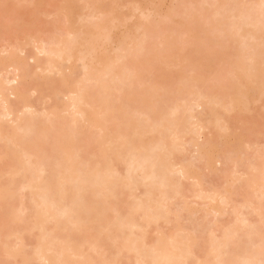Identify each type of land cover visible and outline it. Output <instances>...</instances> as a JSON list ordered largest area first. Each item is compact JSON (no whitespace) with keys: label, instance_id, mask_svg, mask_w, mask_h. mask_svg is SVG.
<instances>
[{"label":"bare ground","instance_id":"bare-ground-1","mask_svg":"<svg viewBox=\"0 0 264 264\" xmlns=\"http://www.w3.org/2000/svg\"><path fill=\"white\" fill-rule=\"evenodd\" d=\"M42 1L38 0V2H42ZM103 1L105 0H62V4H61L62 7H61L59 14L60 13L64 14L65 17L63 21L64 23H66V21L68 23L66 33H64L66 34L65 36H61V34L63 33H61L60 35L53 36L52 40L50 41L48 45L49 41L48 42L44 41V39L40 40L37 36L35 37L34 35L32 36L31 34V36L29 35L30 37L26 36L25 44H24V41L21 43L19 41V44L16 43L17 45H15L14 43H12L14 45L10 44V48L8 46L9 49L7 47H3V49L5 48L4 50L2 48L0 49V54L4 53L3 55L0 56V104H1L0 105L1 107L0 108V156H1L0 159L5 157L7 158L5 159V161H8L7 164L5 162L7 169H2L0 171V179L3 176V173L1 172H3L4 170H7L6 173H8V175L11 176L12 178L11 180V178L8 176L10 180L7 179L6 182L4 183L5 184L4 186H3V183L0 181V209H1L0 212L2 215L5 213L8 219L9 218L12 220L17 219L18 220V221L16 220V222H18L17 225L21 223L20 221H22L21 226L26 224L25 226H23V228L21 226L17 227L16 225L15 232L10 234V235L12 234L15 235V243H9L7 241L1 242L3 251L5 252V255L7 256V259H15V261L20 262L21 264H33L36 261H38L39 264H105V263L109 264V260L111 261L112 259V257L111 258L109 257V255L111 254L109 249L111 250L113 247L116 246L119 248V253H124V252L132 253L133 252L135 255L134 258L136 259L137 264H146V263H149V264H239V263L240 264H259L261 261L264 264V232H261L260 227H257V225L254 226L253 224H251L253 226L250 225L251 229L249 230V232L247 231L248 232L247 237H249L248 240L251 241L252 243L250 247L248 243H246L248 244V246H245V244L243 245L240 243L235 244L237 246L236 247L234 246L235 248L232 249L233 255L230 254L232 257H230V255H228L229 257L223 256V258L225 257V259H222L223 262L222 260L218 263H215V261H213V259H215L216 257H219L223 253V247L228 246L230 244L231 240L233 239V235L241 231V229L245 226L246 219L244 218L242 219L236 218L238 220H236L235 222L232 221L231 223L224 225L225 227H222V229L224 230L221 229L223 233L221 232L220 234L222 235V238L220 236L219 241H217L218 239L217 238L216 240L214 239L215 241H213V243L212 241L209 242L208 243L209 246L207 248H205V243H203L204 246L200 245L202 243H198V242H201L202 239H200L199 241V238H197V236L194 237L193 233L195 231L193 233L192 232L189 233V235L191 236L193 235L192 237L188 236L189 239H186V237L183 238L185 235L183 237L181 236L182 237L181 238L180 236L178 237V235H175V234L171 236L169 235L167 236V234L162 235V233H160V235L156 237V240L153 243H150L151 245L147 241L146 239L147 236L145 234L146 231H145L144 226L141 225L140 222H137V220L139 219L138 216H140L141 219L145 221L146 226L151 225L153 222L154 223L157 222L158 219L163 217L162 214H164L163 211L167 205L165 200L168 201V196L170 195L168 194V192H170L169 190L172 189L171 186H173V182L175 181V178L177 177L175 175L179 172L181 173L182 176H187L190 174L189 173L190 170L188 169L187 165L182 166L179 163L181 167L180 168L179 166L177 167V163H174V161H172V158L175 157V156L173 157L172 154L175 155V151H176L175 149L179 145V142H177V140L181 141L178 138L179 137L178 134L180 133V131H182L180 129L181 127H184V125H187L186 122L190 121L192 114L188 115L186 114L185 110H183L182 113L185 112L186 115L185 114H182L183 116L180 114L179 115L183 117L181 119L184 120L185 123L182 122L181 120V123L180 122H179L180 124L178 123L179 125L176 124L173 126V124H175L176 121L180 119L178 118L179 116L177 117L176 115L177 113L176 110H178L179 105H182V104H179L177 105L178 107L176 108L175 107L176 104H174L173 102L174 104L173 106L176 109H174L171 103L170 111H168L169 108L168 109L166 108L164 109V111L162 110L160 112L161 110L160 109L159 111L156 110V112H154L155 114L153 113L154 116L152 117L150 116L151 119H153V122L152 120H150L151 122H149V120L140 122L141 119H139L138 117L140 114L142 115V113L140 112L141 110L138 112L139 110L138 107L141 106L140 103H143L144 105L147 104L148 106V103L150 102L151 99H155L158 97L159 91L162 88V87H159L160 89L156 90V88H158L157 86H160V83L162 81L159 80L160 83H157L158 82L157 80V82H155L156 83L155 85V83L152 81H151L152 84L151 82L149 83V81L151 80L150 79L148 83L151 84V86L148 85L149 86L148 89L145 88V86L147 87V85L145 86L143 85L144 88L148 90V92H146L145 89L144 90L142 89V91L144 92H142L141 95L142 97H144V99H142L140 94L135 93L136 95H134V92L133 94L130 93V91H128V93L127 92L124 93V91L122 92L123 94L121 93L122 95L126 94V96H122V97H126V100L131 101V100L136 99V101H138L139 103L135 102L134 100L133 104L132 102H129L132 108L130 106L127 107V104H125L126 106H121L120 108H118L122 118L121 117H120L121 119L117 118L116 122H118L119 127L117 123H115L117 125L115 127H117L116 128L117 130L119 129L118 130L119 132H117V136H115L116 138L115 137H113V139L110 138L109 134H110L111 129L106 128V126L108 125L104 127V124L108 120L111 121L115 117L114 115H115L116 109L113 107L114 105L112 104L113 92H111L110 89L112 88V90H114L115 88H117V86L113 83L116 81H112L111 83L112 79L110 77L112 76L113 78V76L115 77L117 75L118 76L120 75L119 77L123 78L124 80V77H121L123 74L129 75V76L133 75V74H127V71L129 70V68L127 70V68H124V67H127V64L129 62L134 61L133 60L134 58L131 57L132 55H129V56L125 55L126 57H131V58L129 59L127 58L128 60L126 62L127 64L121 63L120 60L122 59L120 58L121 57L125 58V56L123 55L124 52L122 51H125V50L127 51L126 47H124L125 49L123 50V44L118 45L120 46L119 47L120 50L116 49V51H118V54L121 53L122 56H119L118 54H117L118 56L117 55L113 56L112 54H116V52L111 54L112 49L110 50L111 52H109L107 48H105V50H108V52L107 51H104L105 53L102 52L104 53L102 54V56L101 55L96 56V57L94 56V53L96 52V50L99 49V45H100L99 44L100 42L97 41L98 36H96V34L99 31L100 27L108 30L109 32L113 30V26L112 24L110 25V21L112 20L111 17H112V14L114 13L113 10L114 8L117 7V6L114 7L115 6L114 0L109 1L112 3H109L108 0H106L107 2H103ZM107 3H109L110 6ZM214 3L212 4L213 8L216 4H219L217 6H220L222 4V7H223V4H225L224 2H222V0H221V4L217 3L216 1ZM57 13L58 11L56 12V14ZM96 13L99 14V15H95V17L98 16L97 17L98 19L97 20L95 18L92 19L94 17V16L92 17V15ZM172 13H173V9H171V11L168 13V17L173 19V17L175 16ZM60 17H58V19ZM146 17H147L146 18L147 21L145 22L147 24L149 18L148 16ZM263 17H264V14L262 16V19ZM35 18L39 19L38 15ZM65 18H66V21H65ZM237 18H240V17L237 16ZM242 19H243V16H242ZM60 21H61V18H60ZM16 22L17 21H15V23ZM35 22L36 21L34 20V23ZM262 23L264 22L262 21ZM253 24L254 23H252V25L250 26H254ZM17 26H20V24H18ZM147 26L149 25L147 24ZM240 26L241 25L239 24V27ZM7 27L10 28L11 26H7ZM153 27L155 28V26ZM222 27L224 28V25ZM58 28L60 29L61 27H58ZM218 28H221V26L216 28L217 30H215V32L217 34H218L217 31H219ZM21 29L22 28H20V30ZM146 29L147 30L152 29L150 30V32L154 31L152 27L151 28L148 27ZM202 29H206V27ZM210 29L211 28H209V30ZM245 29L247 30L249 28L245 27ZM206 30L209 32L208 29ZM260 30H263V29H260ZM15 31L18 32V29ZM210 31H213V29H211ZM223 31H227L226 28L225 30L223 29ZM208 32H206L207 34L206 36L204 35L205 33L204 34L203 32L200 33L204 36L199 34L198 38L200 39V41L198 42L200 43L202 41L204 42L205 38L210 35V34L208 35ZM235 32H234V35L236 34ZM261 32L257 33L258 37L260 36L259 34H261L260 36L261 38L259 37V40L262 39V36L264 37V32L263 34ZM230 34L227 36L230 37ZM212 35H215V34H212ZM247 35L244 34L243 36L247 37ZM252 35L253 34H251V36ZM253 37L255 36H252V38ZM258 37L256 35L257 39ZM131 38L129 39L130 43L133 42L135 37H133L134 39L132 38L133 40ZM208 38L212 40L211 37H208ZM239 38H241V36ZM110 39L112 38L110 37ZM110 39H108L109 43H110ZM257 39H255L256 40L255 44L257 43ZM108 40L107 42H105L106 45L108 43ZM211 40L210 42H214ZM134 41L136 42V40ZM215 42L217 44V41ZM227 42L230 43L229 41H225V42L223 41L222 43L226 44ZM170 43L171 41L167 42V44H170ZM219 44L220 46H222L221 42L218 43V45ZM28 45L29 46L32 45L30 46V50L32 51L31 54H29L30 56L27 55L29 53V51H27ZM136 45L134 44V46ZM258 45L260 44L258 43ZM197 46H198V49L197 48L194 49L193 47L192 51L200 50L199 43L198 45H196V47ZM32 47L35 49L34 52H33ZM172 47H174V42L171 44V46H169L170 49L167 51V55H166L167 59L165 61V66L162 67L163 69L162 72L163 73L165 72V73L160 74L162 77L163 75H165V78H167V79L162 78L164 82L166 80L172 81V79H168V76L171 74L168 72L169 71L168 67L170 65L169 58L170 56L173 55V52L171 50ZM214 47H217V46L215 45ZM222 47L220 48L217 47L216 49L220 50ZM229 47L230 45L226 48H229ZM232 47L233 45H231V48ZM134 48H131V49H134ZM135 50L138 51L140 50V48H136L134 49V51ZM263 50L264 49H262V51ZM23 51L25 53L28 52L27 54L24 53L25 56L27 55L28 57L27 56L24 57V54H22ZM170 51L172 53H170ZM258 51L259 50H257L256 53H258ZM196 52L199 53L202 51H196ZM217 52H218V55L216 56H220L219 55L220 51H217ZM40 53L45 54V56H40ZM261 53L262 52L259 51V55ZM239 54H241V52ZM241 55L242 57H239L241 58V61H238L239 58H237V56H236V61L234 62L232 61L233 67L235 68H233L232 66H229L230 67L229 70L227 69L228 72L230 71V73H227L230 76L227 75L228 77L225 76V78L228 79L229 77H231L232 81L230 82V80L228 79L229 84L227 86L225 85L227 88L226 89L227 92L225 91V87L223 89L224 91H222V92H226V95H227L226 96L223 93V95H225V97L222 96L223 99L229 98L228 100L232 102L233 105L238 104L239 102L243 101V99H244L243 103H245V100L246 99L249 100L250 98L249 93H251L250 96L252 95L253 97H254V93H256L255 97H259V98L262 96L261 94H264V86H262L264 85V83L262 85H260L259 83V81H261L262 83L264 79L260 80V77H258L259 81L256 80L257 78L255 79V77L258 76L256 75L257 71L264 67L263 66L264 60L261 58L260 60H258L259 59L258 58L257 59L258 63L256 64L254 63V66H253L255 68H252L248 64H246L249 62H246V58H243V54ZM253 55L258 56V54H253ZM144 56L143 58L137 59L138 60V61L136 60L137 66L135 65L136 68L134 67V69H131V71L133 70L132 73L135 72L134 73L135 76H137L139 79L143 78L142 71L145 68V66L142 67V65L145 64L143 62L144 59L147 60V54ZM158 56L159 55L155 53L152 55L150 59H155ZM180 56L181 54L179 55V58H178L179 63H177V65L180 66L181 64V67L179 68V70L184 72L183 65L184 63L186 64L187 59L184 58L185 56L184 54L182 55V57ZM207 56L208 55H206L204 58L206 59ZM214 56L213 58L215 59L218 58ZM28 58L29 59L32 58L33 61H35L33 62L34 64L33 63L31 64L30 62H28L29 60ZM135 58L137 57L135 56ZM182 58L184 62L182 61ZM242 58L244 60H242ZM249 59H250V56H249ZM249 59L247 60L249 61ZM242 61L244 63H242ZM122 62H124V60H122ZM66 63H68L69 65H67ZM78 63L79 64L81 63V65L79 66ZM215 63L217 62L215 61ZM235 64H238V66H236ZM122 65H124V67ZM244 65L247 68H252L251 70L254 69L256 72L251 73V70L247 69ZM9 68L13 71V73L8 72ZM77 68L78 70H76ZM119 68L123 70L122 72L123 74L121 73V70ZM225 68L226 67H224V71H225ZM39 69H41V72L39 71ZM67 69L69 70V72H67ZM79 69L83 71V73L81 72L82 75H79L76 77L75 72L78 71L77 72L78 74L80 72ZM37 70L40 73L45 72V74H47L45 75L43 73L45 76H43V74L40 75L42 80L44 79V81L38 80L40 79L39 78L40 73L37 72ZM124 70L125 71L127 70L126 73H124ZM216 70L217 69L214 70L213 76L214 74H216L215 75L216 78L217 76L218 78H220L219 73H222L220 70L223 71V68L217 70L218 72ZM5 72H6L5 74L6 76L10 74L9 76H7L8 79L6 78L4 74H2ZM118 72H120V74ZM129 72L130 71H128V73ZM166 72L168 74H166ZM258 72L260 73V71ZM55 73L56 74L58 73L60 76L57 80H54L51 77L52 74L55 75ZM181 73H177V75ZM254 73H255V77L253 76L254 78H251L252 74L254 75ZM11 74L13 75L11 76ZM3 75L5 76L7 80L4 78ZM74 75L75 77H73ZM174 75L175 74H173L172 76ZM183 75L184 77L180 78L181 81L178 82V84L182 83L183 81H186L189 78L191 79L193 77L194 78L196 77L195 75L193 77L190 76L189 78H186L188 76H186L185 74H182V76ZM35 76L38 77V79L36 80V82L33 83V80H34L33 77ZM103 76L105 77L107 76V79L109 77L110 80L108 79L109 80L108 81L105 79L106 81H101L103 83L97 84V86H99L98 88L97 87L92 88L94 83L93 85L92 84L90 85L88 81H92V80L97 81L100 78L102 79ZM248 76L250 79L248 78ZM137 77H134V78H137ZM138 78L136 79L137 82L139 80ZM197 78L198 77H196L195 79ZM225 78L224 76L221 77L223 82ZM18 79L22 80V81L19 80L21 82L20 85H18L20 83L19 81H17ZM221 79H218V80L221 81ZM113 80H116V79L113 78ZM15 81H17L18 84L11 85V83L14 84ZM191 81L188 80V82H191ZM197 81L198 80L196 81L193 80L192 82L194 83L191 82V84L194 85L195 82L197 83ZM223 82H220V83L223 84ZM245 82H248L250 84L252 83L251 86L255 88L253 89L254 93H252V87L250 88L248 86H247L248 89H251V90L250 92L248 91L249 93L247 92L248 89L245 88L247 83L245 84ZM139 83H141V81H139ZM123 84L126 85V83H123ZM184 84L185 83H182L181 85H184ZM133 85H134V82H133ZM181 85L180 86L178 85L179 89ZM143 86L141 87L143 88ZM184 86L185 87L183 88L182 86V89H181L183 90L182 93H185L184 91H188L186 95L188 97H185L184 101L186 100V98L190 100L189 97H191L190 96L191 94H193V97H191L192 99L193 98L195 99L197 97L196 98L197 102L199 99L202 98V101L199 104L201 103L204 104L206 101L210 100V98L208 97L206 98V96L204 97L209 100H206V99L203 100L204 97L200 95L203 92L201 93L198 92L201 90H198L196 88L197 89L195 90L196 93L194 92V88L198 85H194L195 86L194 87L188 84L187 88H186L187 84H185ZM95 88H97L98 90L96 89L95 91L94 90ZM46 89L47 90L51 89V91L49 90V93L48 92L46 93L48 94L51 93L52 95H55V96L51 95L50 97H48V94H47L48 98L53 99L52 103H49V105L50 104L51 105L49 107L47 106V108L46 106H43L45 102L48 103V100H49L48 99L46 101L45 99ZM151 89L154 91L152 92ZM213 89H214V93L215 94L217 93L218 95L219 91L217 90L218 92H215L216 91L215 87ZM174 90L177 91L178 88L177 89L174 88ZM42 91L45 94L43 95L42 100L39 99L41 104H38L40 102H36V100L33 99L34 94L32 93L34 92L36 94V92H40V94H43ZM149 92L153 93V96L155 98L152 96V94L149 95L148 94ZM157 92H158V95H157ZM194 93H195V96H194ZM197 93L198 94L200 93V94L198 95ZM211 93L213 95V91ZM11 94L15 96L14 98L15 100H12L10 98ZM147 95L150 98L149 101H148ZM212 95L210 94L209 97ZM219 95L218 97H221ZM136 96H138L139 99H137ZM256 100L257 98H255L254 101ZM210 102H212V100ZM134 103L135 105L136 103L140 104V106L138 105L135 106ZM178 103L179 102H177V104ZM213 104L215 105L214 102ZM37 105L41 106L42 109H40ZM209 105L211 106L212 104H209ZM42 106L45 108H43ZM183 106H181V108ZM135 107H137L138 109ZM141 107L140 109H142ZM214 107L215 106L207 107V109L209 108L210 109L209 112L211 113L212 111V114H213V116H210L211 114L209 113L210 114L209 119L211 120V117H213V120L215 121L218 117L214 118L216 117L215 116L216 114L214 115V113H217L215 111L218 109L219 106L217 105L216 110H215L216 107L215 108ZM188 110H186L187 113L189 112ZM22 111L24 112L23 114L21 113ZM146 112L148 111H144V113ZM220 114L218 116H220ZM141 115H140V118H141ZM149 118L147 117V119ZM202 118L200 117L199 120L201 121L204 120V123L206 122L205 120L208 119V118L207 119H202ZM82 119L84 121H81ZM192 119H193V115L190 121L191 123H193ZM155 120L158 121V122L156 121L158 124L154 122ZM210 120H207L206 124ZM213 120L211 121L212 123L215 124ZM82 122H85V125L84 123L83 125L82 124L80 125V123ZM204 123L203 125H205ZM214 124H212V126H215ZM199 125H200L199 127H201V124ZM83 126L84 128L85 126L88 128L87 132H90L89 133L90 135H88L86 131L82 129ZM179 126H180V129H179ZM82 130L85 131L86 134H84ZM82 134H84V136ZM174 136L175 137L177 136L176 138H174L176 140L172 138ZM84 137H85V140L83 139ZM50 139L51 141L49 142ZM48 142H49V145L47 147ZM209 142L211 143V141ZM95 143L99 144V147H97L99 151L96 150V148L94 149ZM207 146L209 147V145ZM84 147L85 148L87 147L85 150H87L86 152L89 151L88 153H86L85 150H83ZM124 147L126 148V151L125 150L122 151ZM208 147L202 146L201 148H199L200 151L203 153V155L207 153ZM260 150H262V148L259 149V151ZM95 151L101 154L102 156L101 159L103 158L102 159L103 161L98 160L99 154L97 156V153ZM152 151H156L154 152L155 156H153L154 153H152ZM259 153L261 154L258 155V157L254 159L256 160L259 158V160H257L259 162L257 163L256 161L253 160L255 163L252 162L253 165L250 171L248 173L246 172V174H248L247 178L245 179V176H244V180H245L244 185L241 184L243 179L240 180L241 181L240 184L242 185L241 187L244 186L243 189L245 187L246 188L258 187V190L262 191L259 193L264 194V174L262 173L263 177H261L262 174L257 173V171L258 170L260 171L261 169V168L259 169V166H260L259 163H262L261 165L264 166V151L259 152ZM88 154L90 157L87 156ZM93 155L94 157L96 155L97 159L94 158L95 159L94 160ZM228 157L229 156H227L226 160L229 159ZM120 159L124 161V162L122 161V165L127 163L126 165H124L125 166L124 168L126 170L125 172L123 171V175L122 173L119 172L120 170V169L118 170L119 167L117 169L115 167V164L118 163ZM212 159L213 158L211 157L210 159V156H209L207 162L210 160L209 163H212L213 162ZM116 166L118 165L116 164ZM262 168L264 170V167ZM116 170L117 172H119L118 173L119 175L121 174L120 176L114 174ZM6 173L4 172L5 175ZM19 174H23V176L22 175L20 176ZM19 178H23V180H21L20 182ZM170 183H172L171 186H170ZM111 187L120 188V190H122L121 187H124L123 194L127 190H130V195L132 196L134 195L136 196L135 192L137 190L139 191V189L142 187L143 188L142 195L141 196L138 195L137 197L134 196L136 201L135 199H133V201H135L134 210L136 209V211L132 209L133 205L129 201V204L131 206L130 205H127V206H130L132 208L126 206V208H129V209L126 210V213L124 212L121 214L122 211L119 210L121 207H118V206L116 207V204L113 202V198H115L113 196L116 195L114 192L115 188L111 189ZM246 188L245 190H247ZM13 189H15V191H13ZM21 189H23L22 192H21ZM24 189L25 191L28 190L26 193L27 198L25 196H21L24 194L23 193ZM5 190L7 193L5 192ZM16 190L17 191L20 190L19 191L20 195L18 194ZM228 191L230 193L232 192V190L230 189H228ZM254 192H256V190ZM14 193L16 194L18 199L16 198L15 195H14L15 197H12ZM121 195H122V192H121ZM229 195L230 194H228V196ZM228 196L227 194L221 191L215 190L212 194L209 195V198L211 199L212 202L221 200L223 201L222 203L224 202L226 203L227 199L228 200L230 199L228 198ZM23 197H25L26 202L30 201V203L24 202ZM14 198L16 201L15 204L16 203L17 205L19 204V206L17 207H14L16 205L13 206V203L11 202ZM19 198H20V201L17 202ZM169 198L171 197L169 196ZM245 198L246 199L244 201V205H250L252 203V199L249 197L248 194L245 195ZM215 206L216 205L212 207L213 208L212 210L214 211L218 207V206L217 207ZM256 207L254 209H257ZM115 210L117 211L116 213L119 212L118 214H120V218L116 217L117 214H115V216L109 214L111 211H115ZM26 211H28V213ZM106 212L111 216L106 215L107 214ZM135 212H137L139 215ZM24 214L27 216L29 215V216L23 217ZM132 215L135 217L137 216V217L133 218ZM28 218H30V220ZM31 221H32V224L29 223ZM50 222L53 224L51 225ZM28 224H30V226H28ZM20 227L22 228V231H20L21 229ZM23 231L33 234L34 236L33 242H32L33 244L31 243L32 244L31 250L27 249V244L29 243H27V239L25 240V236L22 235ZM118 231L120 235L118 234ZM74 232L77 234H74ZM198 237H200V235H198ZM255 237L258 238V241L255 240ZM204 242L206 241L204 240ZM217 242H220V243H217ZM84 245H88V248L86 249ZM199 245L201 249H199L200 247L196 248V246H199ZM241 245H242V248L238 247ZM196 249L201 252L202 256H197V254L195 253ZM92 251H97V255L92 256L91 254ZM191 257L196 258V260L194 261L192 260V263L189 262L191 261L190 260ZM226 258L228 259V261ZM7 259L5 258V260ZM258 261L260 262L258 263ZM3 262H4V259H3ZM9 263L10 262H8V264Z\"/></svg>","mask_w":264,"mask_h":264},{"label":"rangeland","instance_id":"rangeland-1","mask_svg":"<svg viewBox=\"0 0 264 264\" xmlns=\"http://www.w3.org/2000/svg\"><path fill=\"white\" fill-rule=\"evenodd\" d=\"M109 1L110 0H108V2ZM215 1L217 3L221 4V0H114V5H115L114 7H116V6L117 7L114 8V10H113L114 11V13L112 14L113 18L111 17V19L113 21L112 20L110 21V25L112 24L113 30L111 32H109L106 29H103L101 27L99 28V31L97 32L96 36L99 37V38L97 37V39H98L97 41L100 42L99 43L100 45H99V49L96 50V52L94 53V56L95 57L99 56V55L102 56V54L105 53L104 51L108 52V50H109V52L112 51L111 54L116 52V54H112L113 56L117 55L118 51H116V49L120 50V48H119L120 46H118V45L123 44V50L125 49L124 47H126V49H127V51L126 50L122 51L124 53L125 52L127 53V54L123 53V55L124 56L125 55L126 56L132 55L131 57L134 58L133 59L134 61L129 62L128 64L126 63L128 61L127 58L129 59L131 57L125 56L126 59L123 57L120 58V59L124 60V62H122V60H120L121 63L127 64V67H124V65H122V66L124 68H127V70L129 68L128 71H130V72L128 73V71L126 70L127 74H133L134 76L133 75H130V76L124 75L122 73L123 70L120 69L121 68L120 67L119 69L121 70V73L124 75L123 76L121 74L122 75L121 77H124V80H123V78L119 77L120 75L119 76L117 75L115 77L113 76V78L116 80H113L112 76L110 77L112 79L111 83H112V81H116L113 83L117 86V88H115L114 90H112V88L110 89V91L113 92L112 104L114 105L113 107L116 109V112L114 115L115 117L111 121L108 120L109 122L107 121L104 124V127L106 125H108V126H106V128L111 129V131L109 130L110 131L109 135H110L111 139H113V137L117 136V132H119L118 131L119 129L117 130L116 129L117 127H115L118 125V122H116L117 118L121 117V114H120V111L118 110V108H120L121 106H126L125 104H127V107L128 106L131 107V104H129V102H132V104H133L134 100H135V102H138V101H136V99H134V100L130 99L131 101L126 100V97H122V96H126V94L122 95L123 94L122 92L124 91V93L125 92L128 93V91H130V93L133 94V92H134V95L140 94V96L142 97L141 93L144 92V91H142V89L143 90L145 88L148 89V87L151 86L152 82L155 83V82H157V80H158L157 83H160L159 82V80H160V81H162L161 83H163V84L160 83V86H157L158 88H156V90H159L160 89L159 87H162L159 91V95L157 92V95H158L157 98H155L153 96V93H150V92L148 93L149 95L152 94V96L155 98V99H151L150 102L148 103V106H150L151 108L148 107L147 104L144 105L143 103H140L141 106H143V107H141L140 104L136 103V105H138L142 108V109H140V107H138L139 108L138 112L141 110L140 112L142 113V115L140 114L141 118H140V115L138 116L139 119H141L140 122H142V121L144 122L146 120H149V122H151L150 120H152V122H153V119H151V117L154 116L153 113L156 112V110L159 111L161 109L160 110V112H161L162 110L164 111V109L169 108L168 111H170L171 105L173 106L174 104H176L175 105L176 108L178 107L177 105H179V104H182V105H179L180 108L178 107V110H176L177 113L175 112L177 117L179 116L178 118H180V119L177 120L176 123L173 124V126L178 124L179 122L181 123V120H182L181 118H183V117H181L180 115L185 114V112L188 115H190V114L193 115L192 121L195 124L190 122L191 118H192V115H191L190 121L186 122L187 125H184V127H181V129L179 126V129L182 131H180V133L178 134V136H179L178 138L181 141L177 140V142H179V145L175 149L176 150L175 155L172 154L173 157L175 156L174 158H172V161H174V163H177V167L178 166H179V168L181 167L179 165V163L182 166L187 165L188 169L190 170L189 171L190 174L187 176H182L181 173L179 172L175 175L177 177L175 178V181L173 182V186H171L172 183H170V186L172 187V189H170L169 190L170 192H168V194H170L169 196L171 198H169V196H168V201L165 200L167 205L163 211L164 212V214H162L163 217L158 219L157 222H155V223L153 222L149 226H146L145 221H143L140 216H138L139 219L137 218L138 219L137 222H140L141 225L144 226L145 231H146L145 234L147 236L146 239L149 242V244L153 243L156 240V237H158L160 235V233H162V235L167 234V236L168 235L171 236V235L175 234V235H178V237L179 236L183 237L185 235L183 238L186 237V239H189L188 236H191V235H189V233H191V232L193 233L195 231L193 233L194 237L197 236V238H199V241H200V239H202V241L198 242V243H202V244H200L202 246H204L203 243H205V248H207L209 246V244H208L209 242L212 241V243H213V241H215L217 238H218L217 241H219L220 236L222 238V235H220V234H221V232L223 233V231H221V229H222V227H225L224 225H227L228 223H231L232 221L235 222L236 220H238L240 218L246 219L245 220L246 224L241 229V231H239L233 235V239L231 240V242L228 246L223 247V253L219 257H216L215 259H213V261H215V263H218L222 259H225V257H227L228 255L232 254V251H233L232 249H234L237 246L235 244L240 243L243 245L245 244V246H248V244H249V247L252 245L251 241L248 240L249 237H247L248 232L251 229L250 228L251 226L257 225V227H260L261 232H264V194L259 193L262 191H259L258 187H256L257 189L253 188V187H249V188L245 187L247 190H245V188L243 189L244 186L241 187L242 186L241 184L244 185V181H245L244 176H245V179L248 176V174H246V172L248 173L250 171L252 165H253L252 162L256 161L258 163L259 161H257V160H259V158L256 160H254V159L257 158L258 155L261 154L259 152L264 151V94H261L262 96L260 95L261 96L260 98L255 97L256 93L253 92V89H255V88L251 86L252 83L250 84L248 82H245V84L247 83L245 88L248 89V87H250V88L252 87V93H254V97L252 95L250 96L251 93H249V92L251 89L247 90V92L249 91L248 93H249L250 98H249V100L246 99L245 103H243V101H244V99H243V101H241L242 104H241V102H239L238 104L235 103L236 105H233L232 102H230L228 100L229 98L223 99V97H222V96L225 97V95H226V92H227L226 86L229 84L228 79L230 80V82L232 81L231 77L226 79L225 76L226 77L230 76L229 74H227V73H230V71L228 72V70L230 68L229 66L233 67L232 63L234 61H236V56H237V58H239V57H242L241 54H243V58H246V62H249L246 64H248L252 68H255L253 66H254V63L255 64L258 63L257 62L258 58H259L258 60H260V58L264 60V56H263L264 50L262 51V49H264V37L262 36V39L259 40V37L261 36V34H259L260 35L259 37L257 34L258 32H261L264 30V23H262V21L264 22V17L262 19V16L264 14V0H227V2H226V0H222V2H224V3L226 2L225 4H223V7H222V4L220 6H217L219 4H216L215 5L216 7L214 6V8H213L212 4ZM100 2H102V1H100ZM103 2H107V1L105 0ZM192 2H194V3H192ZM109 3H112V2H109ZM109 3H107V4H109ZM61 4H62V0H43L42 2H38V0H0V49L1 48L3 49V47L8 48V46L10 48V44L11 45H14V44L17 45V44H19V41H20V43L24 41V44H25L26 36H29V35L31 36V34H32V36L33 35L35 37L37 36L40 40L44 39V41H47V42L49 41L48 45H49L50 41L52 40L53 36L60 35L61 33H63V34H61V36H65L66 34H64V33H66L68 23L66 21V18H65L66 23H64V21H63V19L65 17L64 14H61V13L59 14L61 7H62ZM109 6H110V4H109ZM109 6H107V7H109ZM92 8H90V9H92ZM95 8H96V6H95ZM171 9H173L172 14L175 16V17H173V19L168 17V13L171 11ZM57 11H58V13L56 14ZM90 12H91V10H90ZM240 12L241 13L243 12V13L241 14ZM35 14H36V16H35ZM37 15H38L39 19L35 18V17H37ZM95 15H99V14L96 13V14L92 15V17L94 16L92 19L95 18L97 20L98 16L95 17ZM145 15L148 16V18H149V20L147 22V24L149 26H147V24L145 22V21H147V19H146L147 17ZM241 15L243 16V19H242ZM60 16H62V17H60ZM237 16L240 18H237ZM58 17L61 18V21H60V18L58 19ZM37 19H38V21H37ZM247 19H249L251 21H249ZM34 20L36 21L35 23H34ZM259 20L260 21L262 20V21L260 22ZM15 21H17V22L15 23ZM252 21H254V22H252ZM30 22L32 23V25ZM251 22L254 23L253 24L254 26H250V25H252ZM28 23L30 24L31 28H30ZM143 23H145V24H143ZM18 24H20V26H17ZM239 24L241 25L240 27H242V28L239 27ZM244 24L245 25L247 24V25L245 26ZM218 25L221 26V28H218L219 31L221 29L220 33H219V31H217L219 35L215 32V30H217L216 28L220 27ZM223 25H224V28L222 27ZM7 26H11V27L8 28ZM153 26H155V28L156 27L157 28L155 29ZM56 27L57 28L61 27V28L57 29ZM148 27H150V28L152 27L154 31L150 32V30H152V29L147 30L146 28H148ZM205 27L208 30H209V28H211V29H213V31H210L211 30L210 29L208 32L206 29H202ZM245 27L249 28L247 30L250 32H248L245 29ZM20 28H22V29L20 30ZM225 28L227 31H223V29L225 30ZM251 28H252V30H251ZM17 29H18V32L15 31ZM144 29H145V31H144ZM239 29H240V31H239ZM260 29H263V30H260ZM52 31L54 33L56 31V33L54 34ZM146 31H147V33H146ZM244 31H246V32H244ZM148 32H150V33H148ZM202 32H203V34L205 33L204 34L205 36L207 35L206 32H208V35L210 34L208 37H211L212 40L209 39L208 37H206L204 42L203 41L201 43L198 42V41H200V39L198 38V35ZM234 32L236 33L235 35H234ZM263 32H261V33L263 34ZM243 33L246 35L247 34H249V35H247V37L245 36L246 37L245 38L243 36L244 35ZM212 34H215V35H212ZM229 34H230V37L227 36ZM251 34H253L252 36H255V37L252 38ZM106 35H108V36H106ZM200 35H202V34H200ZM204 35H202V36H204ZM232 35L235 37H233ZM256 35H257L258 39L256 38ZM109 36L112 39H110ZM240 36H241V38H239ZM131 37L132 38L135 37V39L134 38L133 39L136 40V42ZM213 37L215 38V40ZM130 38L133 40L132 43L129 42ZM228 38H230V39H228ZM108 39H110V43H109ZM223 39H225V40H223ZM231 39H232V41H231ZM255 39H257L256 44H255V41H256ZM107 40H108L109 44L107 43V45H106L105 42H107ZM210 40L214 41V42H210ZM222 40L224 42L229 41L230 43L227 42L228 45H227V43L226 44L224 43L225 44L224 45L222 43L223 42ZM103 41H104V43H103ZM169 41H171V43L167 44V42H169ZM215 41H217V44ZM240 41H241V43H240ZM245 41H246V43H245ZM173 42H174V47L171 48L173 55L170 56V58H169V60H170L169 64L171 66L169 65V67H168V69H169L168 72L171 74L169 76L167 75L168 79H172V81L166 80L167 82L165 81L166 82L165 83L163 81V79H167V78H165V75H163V77H162L160 74L165 73V72L164 73L162 72L163 71L162 67L165 66V61L167 59V56H166L167 51L170 49L169 46H171V44ZM220 42H221V45L223 47L220 46V44L218 45V43H220ZM12 43H14V44H12ZM133 43L135 45L137 43L138 46L137 45H136L137 47L134 46ZM198 43L200 44V50H193L192 51L193 47H194V49H196V48L198 49V46L196 47V45H198ZM258 43L260 45H258ZM104 44H105V46H104ZM215 45L218 48H220V47H222V48L220 50L216 49L217 47H214ZM229 45H230V47L226 48ZM231 45H233L232 48H231ZM30 46H32V45H30ZM30 46L29 45L27 46V51H29V53L28 52H27L28 54L25 53L26 52V50H25V52L23 51L22 54H24V53L27 55L31 54L32 51L30 50ZM236 46H237V48H236ZM134 47L140 48V50H138L139 52L137 50L134 51V49H136ZM182 47L183 48L186 47V48L183 49ZM105 48H107L108 50H105ZM131 48H134V49H131ZM179 48H181V49H179ZM130 49H131V51H130ZM256 49L261 51L262 53L259 55V51H258V53H256L257 52ZM121 50H122V48H121ZM34 51H35V49L33 48V52ZM196 51H202V52L197 53ZM217 51H220L219 55L220 56L222 55L221 57L216 56V55H218ZM102 52H104V53H102ZM172 52L170 51V53H172ZM240 52H241V54H239ZM128 53H130V54H128ZM155 53L158 54L159 56L155 59H150L152 57V55ZM3 54H0V56ZM25 54H24V57L27 56V55L25 56ZM120 54H118V55L122 56V54L121 55ZM133 54H135V55H133ZM146 54H147V60L144 59L143 62L145 64L142 65V67L145 66V68L143 69L141 67L143 69V71H142L143 78L142 79L140 78L141 79L140 80L137 76H135V74H134L135 72L132 73L133 70L131 71V69H134V67L136 68V66H137L136 62L138 61L137 59L143 58V56ZM180 54H181L180 57H182V55L184 54L185 55L184 58L187 59L186 64L185 63H184V65L182 64L184 66L183 67L184 72L179 70V68L181 67V64H180V66L177 65V63H179L178 58H179ZM203 54L205 56L208 55L207 56L208 58L206 57V59H205L204 58L205 56ZM253 54H258V56L257 55L254 56ZM238 55H240V56H238ZM40 56H45V54L40 53ZM135 56L137 58H135ZM213 56L218 57V58L215 59V58H213ZM249 56H250V59L252 61L255 59L254 61H256V62L253 61V63H252V61L249 59ZM243 58H242V60H244ZM247 59H249V61ZM29 60H28V62H30L31 64L33 62H35V61H33L32 58H30ZM182 61H183V58H182ZM215 61L217 63H215ZM238 61H241V58H239ZM68 63H66V64L69 65L70 63L69 64ZM138 63H140V62H138ZM242 63H244V62L242 61ZM230 64H232V65H230ZM78 65L80 66L81 63L80 64L78 63ZM235 65L238 66V64H235ZM224 67H226L225 71H224ZM261 67H262V65H261ZM10 68L8 69V72L13 73V71L11 70L12 68L11 69ZM160 68H161V70H160ZM222 68H223L224 72L222 70H220L222 73H219L220 78H218V76H217V78L221 79V77L224 76V78L226 80V81L224 80V82H226V83H224L222 81V79H221V81L218 80L215 76L216 74H214V76H213L215 69L219 70ZM233 68H235V67H233ZM252 68H247V69L251 70ZM68 69H67V72H69ZM142 69H140V70H142ZM76 70H78V68ZM159 70H160V72H159ZM226 70H227V72H226ZM39 71L41 72V69H39ZM39 71L37 70V72H39ZM79 71H80L79 72L80 74L79 73L77 74L78 71L75 72L76 77L79 75H82L81 72L83 73V71H81L80 69H79ZM126 71L124 70V73H126ZM258 71H260L261 74ZM258 71L256 74L258 76L255 77V73H254V75L252 74L251 78L255 77V79L257 78L256 80L259 81L258 77H260V80L261 79L263 80L264 79V76H263L264 75V67L262 69H259ZM252 72H256V71L253 69V70H251V73ZM43 73L45 74V72H43ZM43 73H40L39 76ZM118 73L120 74V72H118ZM177 73H181V74H179L180 76L177 75ZM249 73H250V71H249ZM2 74L5 75L6 72L2 73ZM7 74H9V73H7ZM38 74H37V76H38ZM44 74H43V76L47 75V74H45V75ZM53 74L51 77L54 80H57L60 77L58 73L57 74L55 73L56 76ZM166 74H168V73L166 72ZM173 74H175V75L172 76ZM182 74H185L186 76H188L186 78H189L190 76L193 77L195 75H196V77H198L197 79H195L196 77L195 78L193 77L191 79L189 78L186 81H183L182 83L187 84L186 88L188 87V84H190L192 86L198 85L196 87L194 86L195 87L194 92L196 93L195 90H197V89L201 90L198 92H200V93L203 92L201 94L199 93L200 95H202V97L206 96V98L207 97L210 98V100L206 99L205 97L203 98V100H205V99L209 100V101H206L204 104L201 103L203 106L201 104H199L202 101V98L199 99L197 102V100H196L197 97L195 99L191 98V97H193V94L190 95L191 96V97H189L190 100H188V98H186V100L184 101L185 97H188V96H186L188 91H184L185 93H182L183 90H181V89H182V86H183V88L185 87L184 86L185 84L184 85H181L182 83L178 84V82L181 81L180 78L184 77V75L182 76ZM221 74H223V75H221ZM9 75H7V76H9ZM12 75L13 74H11V76ZM75 75L73 77H75ZM3 76H1V77H3ZM5 76H4V78H5ZM7 76H6V78H7ZM125 76L126 77L128 76V77L126 78ZM134 77H137L139 79L138 82L136 81L137 78H134ZM173 77H175V78H173ZM177 77H178V79H177ZM39 78L40 79H38V77H36V76L33 77V79H34L33 83L36 82L37 79L44 81V79L42 80L41 76ZM110 78L108 77L109 80H110ZM125 78H126V80H125ZM186 78H184V79H186ZM248 78H249V76H248ZM105 79L108 80L107 76L106 77L103 76L102 79L100 78L97 81L92 80V81H88V82L90 85L91 84L93 85V83H94L92 88H94V87L98 88L99 86H97V84L103 83L101 81H106ZM119 79H120V81H119ZM192 79L194 81L198 80L197 83L195 82L194 85L191 84V82L193 81ZM19 80L22 81L21 79H18L17 81H19ZM121 80L123 83H126V85L123 84L121 82ZM188 80H190V81L192 80V81L188 82ZM17 81H15L16 83L14 82V84L11 83V85H17L18 84ZM132 81L134 82V85H133ZM135 81H136V83H135ZM139 81H141V83H139ZM148 81H149V83L152 81L151 84H149ZM219 81L223 82V84L220 83ZM192 83H194V82H192ZM259 83H260V85H262L264 83V81H262V83H261V81H259ZM20 84H21V82L18 85H20ZM140 85L141 86L147 85V87L145 86V88H144V86H143V88H142ZM155 85H156V83H155ZM162 85H164V86H162ZM178 85L179 86L181 85L180 89H179ZM220 85H222V86H220ZM212 86L215 87V89H216L215 92L219 91L218 95L220 93L219 96H221V97H218L217 93L216 94L214 93V89H213L214 87H212ZM218 86H220L221 88ZM262 86H264V85H262ZM124 87H125V89H124ZM224 87H225L226 92H222V91H224L223 90ZM48 88H50V87H48ZM97 88H95L94 90L96 91ZM120 88H122L124 90H122ZM174 88H176V89L178 88V90H177L178 92L176 90H174ZM116 89H118V90H116ZM119 89H120V91H119ZM49 90L51 91V89H48V90L46 89L45 93L46 92L49 93ZM156 90H155V92H156ZM149 91H150V89H149ZM153 91L154 90H152V92ZM212 91H213V95L211 93ZM146 92H148V90H146ZM45 93L43 92V94H40V92H36V94H35L33 92L32 94H34V96L33 95H31V96H33V99L36 100V102H40L39 99L42 100L43 95ZM48 93L45 94L46 98L45 97L44 98L46 99V101L48 99L51 101L48 100V103L45 102V104L43 106H46V108H47V106L49 107L51 105V104L49 105V103H52V100H53V99L48 98L52 95L51 93L50 94H48ZM181 93H182V95H181ZM195 93H194V96H195ZM223 93L225 95H223ZM47 94H48V97H47ZM210 94L212 96L209 97ZM52 96H55V95H52ZM138 96H136L137 99H139ZM257 96H258V94H257ZM147 97H148V95H147ZM10 98L12 100H15L14 99L15 96H13L12 94L10 95ZM51 98H53V97H51ZM255 98H257L256 101H254ZM54 99H55V97H54ZM142 99H144V97H142ZM149 99L150 98L148 97V101H149ZM211 100H212V102H210ZM216 101H217V103H216ZM173 102H174V104H173ZM177 102H179V103L177 104ZM213 102L215 103V105L213 104ZM208 103L212 104L211 106H215L216 107V108L214 107L215 110L217 109V105L219 106L218 107L219 111L217 109L215 111L217 113H214V115L216 114L215 115L216 117H214V118H217V117L218 118L214 121L213 117H211V120H213V122H215V124L212 123V121L209 119V117L213 116V114H212V111H211V113L209 112V110H210L209 108L207 109V107H211ZM38 104H41V102ZM197 104L200 106H198ZM134 105H135V103H134ZM37 106L40 109H42L41 106H39V105H37ZM181 106H183V107L181 108ZM175 107H174V109H176ZM43 108H45V107H43ZM135 108H137V107H135ZM183 110H185L184 113H182ZM186 110H188L189 112L187 113ZM144 111H148V112L144 113ZM151 111H153V112H151ZM21 113L23 114L24 112L22 111ZM143 113L146 115V117ZM147 113L149 116L147 115ZM218 113L219 114L221 113L220 116H218L219 115ZM144 117H145V119H144ZM147 117L148 118L150 117V118L147 119ZM187 117H189V116H187ZM200 117L201 118L203 117L202 119L208 118L207 120H210L207 123L208 125L206 124L207 120H205L206 122L204 123V120H202L203 122L201 120H199ZM157 118H158V116H157ZM218 119H219V121H218ZM81 121H84V120L82 119ZM156 121L157 120H155L154 122H156ZM217 121H218V123H217ZM182 122H184V120H182ZM197 122H199V123H197ZM210 122L212 124H214L215 126H212V124ZM83 123L85 125V122L80 123V125L81 124L83 125ZM115 123H117V125ZM203 123L205 125H203ZM199 124H201V127H199L200 126ZM202 125L204 126V128ZM114 127H115V129H114ZM118 127H119V125H118ZM82 129L85 130L88 135H90L89 134L90 132H87L88 128L86 126H85V128L83 126ZM83 130H82V132H84V134H86L85 131H83ZM84 134H82V135L84 136ZM176 137L174 136L172 138L174 139ZM86 138H87V136H86ZM146 138H147V136H146ZM172 138H171V140H172ZM83 139L85 140V137ZM174 140H176V139H174ZM50 141H51V139L49 140V142ZM209 141H211V143ZM49 142L47 143V147L49 145ZM207 145H209V147ZM202 146L208 147V151L204 155L199 149ZM97 147H99V144L95 143L94 149L96 148V150H98ZM86 148L84 147L83 150H85ZM261 148L263 151L262 150L259 151V149H261ZM124 150L126 151L125 147L122 151H124ZM86 151L87 150H85V152ZM88 152H86V153H88ZM154 152H156V151H152V153H154ZM81 154H83V153H81ZM98 154H99L98 160L101 161L103 158L101 159L102 156L100 153H97V156H98ZM87 156H89V154ZM153 156H155V153ZM209 156H210V159H211V157L214 159V160L212 159V161H213L212 163H209L210 160L207 162ZM227 156H229L228 157L229 159L226 160ZM94 158L97 159L96 155H95V157L93 155V159ZM5 159H7V158L4 157V158L0 159V171L2 169H7L5 162L7 164L8 161H5ZM122 159H120V161L117 160L120 163L119 162L116 163V161H115V163L118 165V166H116V164H115V167H116V169L119 167L118 170L120 169L119 172L122 173V175H123V171L125 172V170H126L124 168L125 167L124 165H126L127 163L122 165V161H123ZM261 164L262 163H259L260 166H262ZM121 166H123V167H121ZM248 166H250V167H248ZM260 166H259V169L260 168L261 169H260V171L258 170L257 173L258 174L259 173L264 174V170L262 168L264 166H262V167H260ZM225 170H226V172H225ZM6 171L7 170H4L3 172H1V173H3V176L1 175L2 177H1L0 181L3 183V186L5 185L4 183L6 182V180L9 179L8 178L9 175H8V173H6ZM4 172L6 173V175L4 174ZM119 172H117V170H116V172H114V174L119 175L118 174ZM21 173H23V172H21ZM261 174H260V176H261ZM263 174L261 177H263ZM19 175L23 176V174H19ZM9 177L11 178V176H9ZM19 179H20V182H21V180H23V178H19ZM11 180H12V178H11ZM240 180H242V182ZM16 181H18V180H16ZM240 182H241V184H240ZM113 188H115L114 192L116 194L115 196L112 195L113 197H115V198H113V202L116 204V207L117 206L121 207L119 209L120 211H122L121 214L124 212L126 213V210L129 209V208H126L127 205H130L129 201L132 203L133 208L130 207L131 205L127 206V207H130L134 210V208H135L134 203L136 201L135 197H137L138 195L139 196L142 195L143 188L141 187L139 189V191L137 190L135 192V194H136V196L134 195L135 197L130 195V190H127L123 194L124 187H121L123 191L120 190V188H116V187H113ZM113 188L111 187V189H113ZM228 189L232 190V192L230 193L228 191ZM215 190L221 191V192L227 194V196H228V194H230L228 196V198H230V199L229 200L227 199L226 203L225 202L222 203L223 201H221V200L220 201L217 200L215 202H212L211 199L209 198V195L212 194ZM255 190H256V192H254ZM13 191H15V189H13ZM19 191H17L18 194H19ZM22 191H23V189H21V192ZM27 191L28 190L25 191V189H24V192H23L24 194L22 193L23 195H21V196L26 197ZM5 192H6V190H5ZM17 192H16V194H17ZM121 192H122V195H121ZM16 194L14 193L12 197H15ZM247 194L252 199V203L250 205H244V201L246 199L245 195H247ZM25 197H23L24 202H26ZM16 198L18 199L17 196H16ZM131 198H132V200H131ZM29 199H27V200H29ZM133 199H135V201H133ZM19 201H20V198H19V200H17V202H19ZM11 202L13 203V206L16 205L14 207L19 206V204L18 205H17V203L15 204V202H16L15 198ZM28 202L30 203V201H28ZM28 202H26V203H28ZM214 205H216L215 207L218 206L217 208L219 210L216 208V210H218V211L212 210L213 209L212 207ZM258 205H260V206L262 205V206L260 207ZM29 206H30V204H29ZM256 206H258V207H256ZM74 207H76V206H74ZM215 207H214V209H215ZM255 207L257 209H254ZM116 210L111 211L109 214H111L113 216H115V214H117L116 217L120 218V214H118L119 212L116 213L117 212ZM0 211H1V209H0ZM134 211H136V209ZM26 212L28 213V211H26ZM135 213H137V212H135ZM0 214H1V212H0ZM109 214L107 213L106 215H109ZM137 214H135V215H137ZM3 215H5V213ZM3 215L2 214L0 215V261L2 260L1 261L2 263L0 262V264H8V262H10L9 264H21L20 262L15 261V259H7V256L5 255V252L3 251V247L1 245L2 241H7L9 243H15V235L14 234L10 235V234L15 232L16 225L18 223V222H16L17 219L16 220H12L10 218L8 219V217L6 215L5 216H3ZM111 215H109V216H111ZM260 215L263 217H261ZM24 216H27V215L24 214L23 217ZM132 217L136 218L137 216L135 217L132 215ZM236 218H238V219H236ZM28 219L30 220V218H28ZM28 219H27V221H28ZM20 222L22 223V221H20ZM21 223L19 225H17V227L21 226ZM29 223L32 224V221ZM30 224H28V226H30ZM52 224L53 223H51V225ZM251 224H253V225H251ZM25 225H23V226H25ZM23 226H21V227L23 228ZM22 228L20 229V231H22ZM124 230H126V229H124ZM124 230H123V232H124ZM222 230H224V229H222ZM20 233H22V232H20ZM77 233H78V231H77ZM77 233L74 232V234H77ZM118 234H119V231H118ZM22 235L25 236V240L27 239V243H29V244H27V249L31 250V248H32L31 245L33 244L32 242H33V237H34L33 234H30V233L23 231ZM198 235H200V237H198ZM202 236L204 239L202 238ZM204 240L206 242H204ZM255 240L258 241V238L255 237ZM217 243H220V242H217ZM246 243H248V244H246ZM200 245L196 246V248H199ZM84 246L86 249L88 248V245H84ZM238 247L242 248V245L238 246ZM240 248H239V250H240ZM199 249H201V247ZM109 251L111 253L110 255H112V256H110L108 253L109 257L110 258L112 257L111 261L109 260V264H137L136 259L134 258L135 255L133 252L132 253L131 252L119 253V248L116 246L113 247L111 250L109 249ZM235 251H236V249H235ZM195 253L197 254V256H202L201 252L197 249L195 250ZM91 254H92V256H95V255H97V251H92ZM234 255H236V254H234ZM223 256H225V257L223 258ZM230 257H232V256L230 255ZM5 258L7 260H5ZM128 258H129V260H128ZM193 258L191 257V259H190L191 261H189L190 263H192V260L193 261L196 260L195 257H193ZM3 259H4V262H3ZM227 261H228V259H227ZM238 261H236V262H238ZM222 262H223V260H222ZM259 262L260 261H258V263ZM261 263L263 264L262 261L259 264H261ZM33 264H39V262L36 261ZM146 264H149V263H146Z\"/></svg>","mask_w":264,"mask_h":264}]
</instances>
